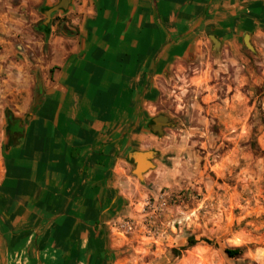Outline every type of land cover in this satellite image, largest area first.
I'll list each match as a JSON object with an SVG mask.
<instances>
[{"label":"crops","instance_id":"obj_1","mask_svg":"<svg viewBox=\"0 0 264 264\" xmlns=\"http://www.w3.org/2000/svg\"><path fill=\"white\" fill-rule=\"evenodd\" d=\"M260 34L264 0H0V264L166 252L125 224L168 83Z\"/></svg>","mask_w":264,"mask_h":264},{"label":"rangeland","instance_id":"obj_2","mask_svg":"<svg viewBox=\"0 0 264 264\" xmlns=\"http://www.w3.org/2000/svg\"><path fill=\"white\" fill-rule=\"evenodd\" d=\"M159 112L153 174L125 228L166 252L137 264H264V35L175 71Z\"/></svg>","mask_w":264,"mask_h":264},{"label":"water","instance_id":"obj_3","mask_svg":"<svg viewBox=\"0 0 264 264\" xmlns=\"http://www.w3.org/2000/svg\"><path fill=\"white\" fill-rule=\"evenodd\" d=\"M162 118L166 119V122H161L160 123V119H162ZM167 122H168V118L167 117H165L164 115H159L156 119H154V123L155 124H154L153 129H152L153 132L156 133L157 135H162L163 134V126L166 125ZM153 155H154V153L152 154V152H151L150 157H152ZM140 162H141V160L139 161V163L137 165L136 175H137V177L142 179L143 173H145L148 170L149 166L152 167V168L154 166L152 164H147L146 167H141L140 168Z\"/></svg>","mask_w":264,"mask_h":264},{"label":"trees","instance_id":"obj_4","mask_svg":"<svg viewBox=\"0 0 264 264\" xmlns=\"http://www.w3.org/2000/svg\"><path fill=\"white\" fill-rule=\"evenodd\" d=\"M201 241H204L208 244H211L212 241H210L209 239H201ZM199 241L196 240L193 236L188 238V245L189 247H193L195 246ZM184 249V248H183ZM173 252L175 253L176 256H180L181 255V251L177 250V249H173ZM225 253L228 257L230 258H235L238 257L240 255L243 254V250L241 248H228L225 250Z\"/></svg>","mask_w":264,"mask_h":264},{"label":"bare ground","instance_id":"obj_5","mask_svg":"<svg viewBox=\"0 0 264 264\" xmlns=\"http://www.w3.org/2000/svg\"><path fill=\"white\" fill-rule=\"evenodd\" d=\"M161 122H166V119H164V118L160 119V123H161ZM146 165H147V163H146L145 161H141V162H140V168H141V167H146Z\"/></svg>","mask_w":264,"mask_h":264}]
</instances>
